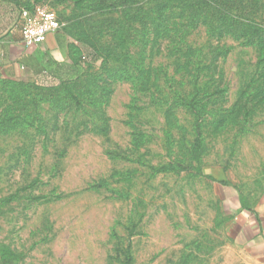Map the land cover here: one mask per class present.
I'll return each instance as SVG.
<instances>
[{
  "label": "rangeland",
  "instance_id": "obj_1",
  "mask_svg": "<svg viewBox=\"0 0 264 264\" xmlns=\"http://www.w3.org/2000/svg\"><path fill=\"white\" fill-rule=\"evenodd\" d=\"M20 3L71 72L0 80V264H225L264 205V0L230 12L247 35L188 0Z\"/></svg>",
  "mask_w": 264,
  "mask_h": 264
},
{
  "label": "crops",
  "instance_id": "obj_2",
  "mask_svg": "<svg viewBox=\"0 0 264 264\" xmlns=\"http://www.w3.org/2000/svg\"><path fill=\"white\" fill-rule=\"evenodd\" d=\"M0 14V80H29L56 70L57 64L67 65L70 40L60 33L50 34L41 46L26 48L18 8L8 7ZM240 230L242 241L238 252L230 254L225 264H264V205Z\"/></svg>",
  "mask_w": 264,
  "mask_h": 264
},
{
  "label": "trees",
  "instance_id": "obj_3",
  "mask_svg": "<svg viewBox=\"0 0 264 264\" xmlns=\"http://www.w3.org/2000/svg\"><path fill=\"white\" fill-rule=\"evenodd\" d=\"M77 4H80L83 0H73ZM97 4L94 7V10L96 12H108L110 9H118V8H125V11L132 10V8H135L142 2L146 0H116L111 1L110 0H96ZM190 2L191 7H193L194 10H203V9H213L217 14H219V25L221 26V23H226L229 19H231L235 24L236 27L239 28V32L242 33V35H247V32L252 28L251 21L249 22V19L244 18L243 16L237 15L236 17H232V10L236 7V0H188ZM8 3V2H7ZM9 5H7L10 8H13L15 11V7L18 8L19 14L23 9H31V7L21 8L20 0H10ZM257 5V3L255 4ZM4 11V9L0 8V14ZM21 24V22H20ZM22 27V26H21ZM250 37L253 39H257L262 46H264V25L260 24L257 26H254V28L251 30ZM264 48V47H263ZM100 60V55L92 48L84 47L83 53L81 55V61L82 62H97ZM68 65H62L57 64V68L54 71L55 75H58L62 77V70H64L68 74ZM67 69V71H66ZM71 72V71H70ZM197 132L200 133V125L197 126ZM202 147V141L197 138L194 142L193 146V157L195 160H198L200 157V151ZM123 264H133V258L132 255L128 254L127 257L124 260Z\"/></svg>",
  "mask_w": 264,
  "mask_h": 264
},
{
  "label": "built area",
  "instance_id": "obj_4",
  "mask_svg": "<svg viewBox=\"0 0 264 264\" xmlns=\"http://www.w3.org/2000/svg\"><path fill=\"white\" fill-rule=\"evenodd\" d=\"M19 21L22 26V42L26 48L45 44L50 34L57 33L61 29L57 14L42 7L32 10L23 9Z\"/></svg>",
  "mask_w": 264,
  "mask_h": 264
}]
</instances>
